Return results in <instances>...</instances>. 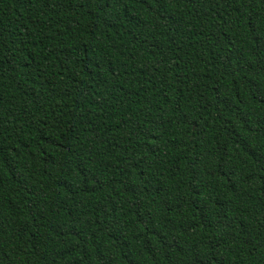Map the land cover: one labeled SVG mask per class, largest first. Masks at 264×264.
Listing matches in <instances>:
<instances>
[{"label":"trees","instance_id":"16d2710c","mask_svg":"<svg viewBox=\"0 0 264 264\" xmlns=\"http://www.w3.org/2000/svg\"><path fill=\"white\" fill-rule=\"evenodd\" d=\"M0 264H264V0H0Z\"/></svg>","mask_w":264,"mask_h":264}]
</instances>
